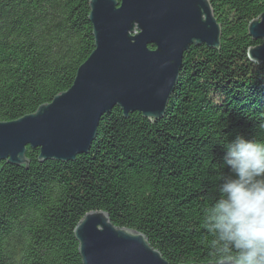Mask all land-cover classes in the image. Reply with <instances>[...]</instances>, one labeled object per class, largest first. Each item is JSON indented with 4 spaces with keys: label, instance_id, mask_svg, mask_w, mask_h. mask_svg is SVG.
Returning <instances> with one entry per match:
<instances>
[{
    "label": "trees",
    "instance_id": "16d2710c",
    "mask_svg": "<svg viewBox=\"0 0 264 264\" xmlns=\"http://www.w3.org/2000/svg\"><path fill=\"white\" fill-rule=\"evenodd\" d=\"M219 47L193 45L166 112L100 119L74 160L0 162V264H83L74 229L91 211L143 233L169 264L207 263L202 210L217 195L223 144L261 139L264 62L248 50L264 0H210ZM89 0H0V121L34 113L68 90L94 49ZM227 172V169H224Z\"/></svg>",
    "mask_w": 264,
    "mask_h": 264
},
{
    "label": "water",
    "instance_id": "95a60500",
    "mask_svg": "<svg viewBox=\"0 0 264 264\" xmlns=\"http://www.w3.org/2000/svg\"><path fill=\"white\" fill-rule=\"evenodd\" d=\"M89 7L93 51L68 90L34 113L0 121V162H28V146L39 148L41 160H74L90 150L101 117L116 106L126 117H163L184 53L221 44L210 0H89ZM249 34L262 40L249 58L264 62V13ZM74 234L83 264H169L143 233L116 227L105 211L86 213Z\"/></svg>",
    "mask_w": 264,
    "mask_h": 264
},
{
    "label": "clouds",
    "instance_id": "9594fccd",
    "mask_svg": "<svg viewBox=\"0 0 264 264\" xmlns=\"http://www.w3.org/2000/svg\"><path fill=\"white\" fill-rule=\"evenodd\" d=\"M223 148L217 195L202 210L207 264H264V138L237 134Z\"/></svg>",
    "mask_w": 264,
    "mask_h": 264
}]
</instances>
